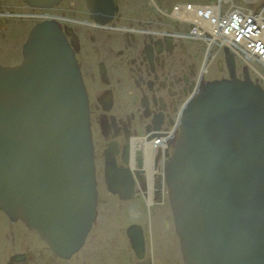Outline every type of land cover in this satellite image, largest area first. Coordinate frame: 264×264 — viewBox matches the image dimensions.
<instances>
[{"label": "water", "instance_id": "water-1", "mask_svg": "<svg viewBox=\"0 0 264 264\" xmlns=\"http://www.w3.org/2000/svg\"><path fill=\"white\" fill-rule=\"evenodd\" d=\"M97 2L108 19L112 0ZM227 57L231 79L208 81L189 100L166 169L190 264H264V89L237 77ZM93 149L75 51L46 21L33 30L23 65L0 67V208L32 220L54 249H80L97 216ZM109 160L111 190L133 192L113 152ZM132 231L143 251L141 228Z\"/></svg>", "mask_w": 264, "mask_h": 264}, {"label": "flooded vegetation", "instance_id": "flooded-vegetation-1", "mask_svg": "<svg viewBox=\"0 0 264 264\" xmlns=\"http://www.w3.org/2000/svg\"><path fill=\"white\" fill-rule=\"evenodd\" d=\"M137 1L113 0V5H118L120 12L116 13L112 23L115 21L117 25H132L137 18ZM38 2L43 4L41 6L52 4V8L58 13L65 9L66 14L89 19L90 11L94 12L93 8L98 4L97 0H0V65L21 64L23 44L27 33L35 24L28 21L31 18L22 14L29 12L34 7L33 4ZM9 11L11 16L6 14ZM66 36L76 50L83 76L88 70L85 71L81 57L90 56L91 127L97 164H101L99 161L103 159V180L105 153L113 151L117 166L128 171L135 182L136 175L142 174L144 160L142 151L137 150L135 159L138 168L134 171L129 167L130 137L142 138L146 132L157 126L169 130L178 110L184 105L188 92L198 84L197 89L206 80L218 77L199 75L204 59V50L200 44L103 27L73 28L71 33L66 31ZM73 37L77 39V46L72 43ZM115 144L119 147L118 150L115 149ZM155 155V164L161 168L162 164L159 162L162 160V152H156ZM136 188L135 186L133 193L135 196L129 199L116 195L122 202L120 206L126 217L134 215L132 208L127 205L130 201L139 200L135 205L140 207L147 202V194ZM158 193L153 194L151 207L168 206L170 215L164 217V224L174 230L167 195L164 192L162 197ZM122 194L121 196H125L123 192ZM136 215L138 219H144L141 211ZM131 223H137L142 228L144 250L140 251L141 256L134 252L128 240L126 226L124 234L128 241L126 243L121 230L116 232L117 237H123V240H120V249H113V260L124 261V264H170L158 252L154 254L152 232L145 224L140 221ZM172 241L171 245L173 244L178 256L175 262L177 260L185 264L180 245L177 246L175 240ZM101 249L100 244L90 243V250L82 258L77 257L78 252L71 256L58 255L34 230L20 220L11 219L0 210V264H104L105 261L102 260L105 251Z\"/></svg>", "mask_w": 264, "mask_h": 264}, {"label": "bare ground", "instance_id": "bare-ground-1", "mask_svg": "<svg viewBox=\"0 0 264 264\" xmlns=\"http://www.w3.org/2000/svg\"><path fill=\"white\" fill-rule=\"evenodd\" d=\"M143 1L148 4L150 3L149 5L154 8L153 16L159 18L162 15L168 14L166 8L162 5L164 0ZM252 3H261V5H263L264 1L239 0L237 3L238 5L233 8L227 7L229 5V0H176L174 3L172 2V4L169 3V7L173 9L169 14L177 16L179 18L178 21L193 23L199 29L207 31L211 35H215L211 43L213 44L214 51H210L207 57L204 56L199 75L218 78L206 80L204 84L213 80L231 79V70L227 61V53L229 52L234 60L237 75H249L253 82L260 84L264 89V14L261 13L263 11L262 8L254 7ZM41 5L42 3L40 2L33 4L34 7L30 9L29 12H36L37 14L31 15L27 12L25 15L32 19L28 21L35 23V20H45L44 16L40 14L42 13ZM113 6L114 13L112 15L110 14L108 19H104V14H94L92 11H90V19L88 17H72L69 13H65V9L62 13H58L55 8H53L50 16L58 20V24L62 27L65 35L66 31L71 33L73 28L77 29L80 27H103L111 30H124L121 24L117 25L115 21L114 24L112 23L116 18V13L120 12L118 5L115 4ZM10 13L11 11L6 14L9 15ZM232 13H237L238 15L236 17H231L229 14ZM255 14L259 15L256 17L250 16ZM131 30H133V28H130L128 32ZM28 34L29 32L27 35ZM190 37L197 44L202 43L199 36L198 38L193 35ZM74 46H77V41ZM251 62H253L254 65ZM212 63H214L215 66ZM197 84L198 83H196V85ZM198 85L188 92L183 104L188 101L196 91L200 90H196ZM180 114L181 107L178 110L174 126L178 124ZM177 133L178 132H176V135ZM173 135H175L173 133V127L168 130L157 126L146 132L142 138L136 136L130 137L129 150L131 156H129L128 159L129 167L134 171L138 168L136 167L137 163L135 159L137 150L142 151V158L144 161L142 162V174L136 175V181H132V175H127L128 177L125 180L128 184H131V182L133 183V189L136 186V190L138 188L140 191L143 190L144 193L147 194L149 204L153 203V189L162 190L161 179L163 169L155 164V154L156 152H160L161 154V149L167 144L166 141L172 138ZM115 149H119L116 144ZM165 157V154H162V160L159 163L163 164ZM123 193L126 197L135 196L132 192H128L126 188L123 190ZM76 251L72 253L66 252L65 254L66 256H71L76 253Z\"/></svg>", "mask_w": 264, "mask_h": 264}, {"label": "rangeland", "instance_id": "rangeland-1", "mask_svg": "<svg viewBox=\"0 0 264 264\" xmlns=\"http://www.w3.org/2000/svg\"><path fill=\"white\" fill-rule=\"evenodd\" d=\"M171 1V2H170ZM176 0H164L162 5L166 9H169V5L174 3ZM170 3V4H169ZM150 4V3H149ZM148 3H146L143 0H138L135 8V13H137V18L134 23L131 26H135L137 28H145V27H151V28H164V29H174L177 28L175 24H173L172 20L161 17L163 20L155 19V16H153V10L154 8L151 7ZM163 16V15H162ZM170 18V17H169ZM169 20V21H168ZM181 28V26H179ZM182 29V28H181ZM83 63H84V69L87 73H84V80L85 84L87 86L88 94L90 97V56L81 57ZM103 161V159H102ZM98 164V174H100V185H99V194H100V201H99V216L97 223L93 226L92 231L90 232L87 241L85 245L78 251L76 254L78 258H82V256H86V252L90 250V243L92 245L100 244L102 246V251H105L104 257L102 261H105L104 264H124V261L116 262L113 260V257H115V254L113 252L114 248L120 249L122 244L120 240H123L122 238L126 240L127 238L124 234L125 226H127L131 222L140 221L145 224L147 229L152 232L153 236V243L154 247H152L154 254L156 252L159 253V256L161 258H165V260H169L170 264H184L183 262L179 263L175 262V258L177 256V253L173 247V244L171 245V242L173 243L172 239L175 240V244L179 246L178 244V238L173 230L172 227L168 228L164 224V217L170 215V210L168 209V206L164 205H157L154 207H149L146 202H144V205L142 207L137 206L139 200L135 199L130 201L127 205L132 208V212L134 213L133 217L129 216L126 217L121 209L120 204L122 203L118 197L114 194H111L107 191L105 188V184L103 182V165ZM141 211L142 216L144 219L140 220L137 217V212ZM118 230H121L123 237L118 238L116 235V232ZM96 235H99L98 238H94ZM101 252V251H100ZM108 252V254H107ZM180 252V249H179ZM178 252V255H179ZM158 257V256H157ZM181 257V253H180ZM182 259V257L180 258ZM101 261V262H102Z\"/></svg>", "mask_w": 264, "mask_h": 264}, {"label": "built area", "instance_id": "built-area-1", "mask_svg": "<svg viewBox=\"0 0 264 264\" xmlns=\"http://www.w3.org/2000/svg\"><path fill=\"white\" fill-rule=\"evenodd\" d=\"M231 17H236L238 14L237 13H232V14H229ZM251 17H256V16H258V15H250ZM196 32H197V35H205L206 36V39H207V41H209L210 43H212L213 42V38L215 37V35H211V34H209L207 31H203V30H201V29H197L196 30ZM262 51V50H261Z\"/></svg>", "mask_w": 264, "mask_h": 264}]
</instances>
